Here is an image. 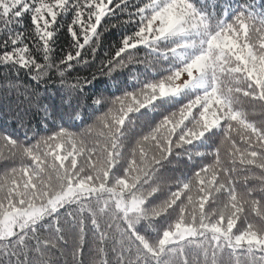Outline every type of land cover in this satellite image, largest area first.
Masks as SVG:
<instances>
[{
  "label": "snow or ice",
  "instance_id": "6c2138e0",
  "mask_svg": "<svg viewBox=\"0 0 264 264\" xmlns=\"http://www.w3.org/2000/svg\"><path fill=\"white\" fill-rule=\"evenodd\" d=\"M203 5L146 0L122 22L135 23L136 30L120 41L103 74L133 63L141 47L184 63L134 92L94 99L107 108L82 131L58 127L40 134L27 129L19 108L12 112L26 131L23 140L0 131V156L6 150L7 159L19 161L0 175V264H56L63 244H71L72 264H83L90 235L95 247L90 244L88 264H225V257L227 264H264V0ZM119 6L113 0H0V35H7L0 66L23 69L37 84L58 77L67 118L80 120L71 101L86 81L70 79L71 70L95 53L102 22ZM69 10L71 46L53 60L58 17ZM26 16L34 37L29 43L25 33L13 31ZM169 40L172 47H157ZM189 88L201 91L125 147L133 114ZM14 89L16 79H0V93ZM244 103L259 109V119H249ZM40 108L49 114L47 106ZM212 136L218 143L207 153L210 162L189 179L160 174L164 161L190 157L180 150ZM165 189L166 198L154 204ZM221 196L223 206L212 208ZM248 213L259 226L248 222ZM162 217L167 224L156 229Z\"/></svg>",
  "mask_w": 264,
  "mask_h": 264
},
{
  "label": "trees",
  "instance_id": "16d2710c",
  "mask_svg": "<svg viewBox=\"0 0 264 264\" xmlns=\"http://www.w3.org/2000/svg\"><path fill=\"white\" fill-rule=\"evenodd\" d=\"M145 2L146 0H127L126 4H121V0H113L114 6H120L114 7V14L107 16L102 22L99 43L96 45L95 53H89L85 57L88 61L86 64L76 65L71 70L70 79L74 81L75 78L79 77L86 81L82 91L78 92L71 101L72 107L77 109L81 114L80 120H70L67 118L66 113L69 105L62 103L64 89L58 77L50 75L47 82L37 84L29 78L27 71L23 69H16L10 65L0 66V79H16L19 84L18 91L14 89L8 94L0 93V131H5L21 140L25 138L26 129L18 128L16 126V121L10 118L12 112L19 108L21 112H23L22 115L26 121L27 129H35L37 133L47 134L55 131L58 127H63L72 132H80L88 124L93 123L95 117L102 114L107 108V105L103 103L94 105L92 102L94 99L105 97L111 100L117 96L134 92L141 88L143 84L158 82L175 69L181 67L184 63L183 60L171 56L167 59H163L160 58L158 52L154 53L148 48L141 47L134 50L135 60L133 63L116 68L111 74H103L105 72L103 65L111 59L120 41L136 30L135 23L122 22L132 19L136 8L142 6ZM193 3L200 6L201 0H193ZM221 3L234 8L240 3V0H218V5ZM203 6L207 8L208 0H204ZM216 10L219 11L218 6ZM72 19V10L64 12L58 17V25H60V28L53 37L55 41L52 45L53 60L62 58L65 52L70 49L71 37L68 35L66 29ZM112 25L116 26L112 27ZM13 31L25 33L27 39L24 40V43H29V41L34 38L29 16L24 17L23 27L14 26ZM6 39L7 35H0V42ZM174 43V40L164 41L160 42L157 47L165 49L172 47ZM147 60L152 61L151 65L145 66L143 61ZM200 91L201 89H185L177 96L157 100L156 103L148 109L133 114L132 119L134 120V125L124 137L125 147L129 146L132 142L134 143L135 138L148 131L150 127L154 126L164 116L177 111L180 106L187 103L188 100L193 98ZM41 105L47 106L49 114H45L41 110ZM242 107L248 111L249 119H259V109L247 103L242 104ZM46 115H48L49 118L42 122V118ZM217 136H212L210 139L201 140L192 145L185 146V149L180 151L183 153L186 150L191 156L189 157L181 154L170 157L169 160L163 162L160 174L173 181H184L189 179L196 168L210 162L211 157L208 156L207 153L214 150L215 145L218 143ZM236 139L239 143V137H236ZM195 153H203L204 155H195ZM222 156L225 160L227 159L223 152ZM6 157L7 152L5 150L4 156H0V175H3L10 167L19 164V161H13ZM116 171H119V166ZM238 188L242 190L243 184H239ZM167 195V189L158 192L153 199V203H160ZM257 198H259V196H257ZM222 206L223 197L221 196L211 207L219 208ZM247 220L258 226L261 223L254 213H248ZM41 223H47V221ZM166 224L167 220L162 217L155 222V227L156 229H161L166 226ZM239 227H246V224L241 223ZM138 228L140 231H143L142 226H138ZM234 231L236 230L234 229ZM149 235H155V233H149ZM89 241L94 248L95 244L91 235L89 236ZM90 244L86 243L84 246L83 255L81 256L83 264H88V260L91 257L92 252ZM108 249L109 254H111V241L108 242ZM62 252L63 255H61L60 251L55 253L56 264H72L70 255L71 244H63ZM113 264H115L114 259ZM225 264H227V257H225Z\"/></svg>",
  "mask_w": 264,
  "mask_h": 264
}]
</instances>
